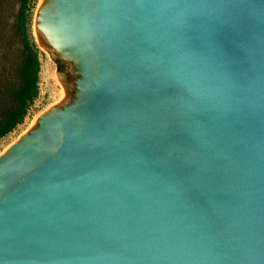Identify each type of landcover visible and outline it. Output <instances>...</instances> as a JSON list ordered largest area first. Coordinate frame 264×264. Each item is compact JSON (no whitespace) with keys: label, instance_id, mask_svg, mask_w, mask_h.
I'll list each match as a JSON object with an SVG mask.
<instances>
[{"label":"water","instance_id":"95a60500","mask_svg":"<svg viewBox=\"0 0 264 264\" xmlns=\"http://www.w3.org/2000/svg\"><path fill=\"white\" fill-rule=\"evenodd\" d=\"M72 75L0 153V264H264V0H42Z\"/></svg>","mask_w":264,"mask_h":264},{"label":"trees","instance_id":"16d2710c","mask_svg":"<svg viewBox=\"0 0 264 264\" xmlns=\"http://www.w3.org/2000/svg\"><path fill=\"white\" fill-rule=\"evenodd\" d=\"M8 0H0V100L7 96V106L0 117V140L25 121L31 105L40 93L41 51L28 36L27 26L32 20L36 0H20L16 15V29L21 35L22 47L19 60L12 58L11 42L3 45Z\"/></svg>","mask_w":264,"mask_h":264},{"label":"rangeland","instance_id":"374dc122","mask_svg":"<svg viewBox=\"0 0 264 264\" xmlns=\"http://www.w3.org/2000/svg\"><path fill=\"white\" fill-rule=\"evenodd\" d=\"M41 1L42 0H36L37 5L32 13V20L27 26L30 40L35 41L41 51L40 93L38 98H36L31 105L25 121L0 140V153L11 143L16 141L22 133L29 130L36 123L38 116L46 109L52 105H60L70 100L63 90L62 85L72 74L45 50L43 42L36 31L35 14ZM19 5L20 0H8V3L6 2L8 12L3 14L5 18L4 29L2 30V37H4L3 45L7 46V43L11 42L13 46L12 58H14V62L19 60V48L22 47L21 35H19L16 29V15ZM7 100V96L4 97V100H0V117H2L4 108L8 104V102H5Z\"/></svg>","mask_w":264,"mask_h":264},{"label":"bare ground","instance_id":"6f19581e","mask_svg":"<svg viewBox=\"0 0 264 264\" xmlns=\"http://www.w3.org/2000/svg\"><path fill=\"white\" fill-rule=\"evenodd\" d=\"M39 117V116H38ZM38 119V118H37ZM37 121V120H36Z\"/></svg>","mask_w":264,"mask_h":264}]
</instances>
